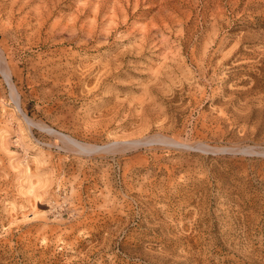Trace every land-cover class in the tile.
I'll use <instances>...</instances> for the list:
<instances>
[{"label": "rangeland", "instance_id": "obj_1", "mask_svg": "<svg viewBox=\"0 0 264 264\" xmlns=\"http://www.w3.org/2000/svg\"><path fill=\"white\" fill-rule=\"evenodd\" d=\"M0 54V264H264V0H0Z\"/></svg>", "mask_w": 264, "mask_h": 264}, {"label": "bare ground", "instance_id": "obj_2", "mask_svg": "<svg viewBox=\"0 0 264 264\" xmlns=\"http://www.w3.org/2000/svg\"><path fill=\"white\" fill-rule=\"evenodd\" d=\"M86 7V6H85ZM88 12V11H87ZM50 14V13H49ZM37 15H39V14H37ZM42 17V16H41ZM43 18V17H42ZM126 19V18H125ZM171 20V19H170ZM42 21V20H41ZM76 21V20H75ZM219 22V21H218ZM94 23H95V21H94ZM100 23V22H99ZM214 23V22H213ZM115 24V23H114ZM211 24V23H210ZM72 25V24H71ZM81 25V24H80ZM89 25V24H88ZM171 25V24H170ZM108 26H110L109 24H108ZM116 26V25H115ZM167 26V25H166ZM62 27V26H61ZM66 27V26H65ZM65 27H64V29H65ZM155 27V26H154ZM212 27V26H211ZM9 28V27H8ZM105 28V27H104ZM151 28V27H150ZM62 29V28H61ZM89 29V28H88ZM5 30V29H4ZM35 30V29H34ZM70 30V29H69ZM105 30V29H104ZM107 30V29H106ZM143 30H144V28H143ZM215 30V29H214ZM53 31V30H52ZM62 31V30H61ZM64 31V30H63ZM72 31H74V30H72ZM76 31V30H75ZM95 29H94V27H92V30L90 31L89 30V33L86 35V43H90L93 39V37L91 38V36L95 33ZM145 31V30H144ZM142 32V33H144L145 34V32ZM66 32V31H65ZM71 32V31H70ZM85 32H86V30H85ZM211 32H213V31H211ZM36 33V32H35ZM69 33V32H68ZM73 33V32H72ZM147 33V32H146ZM57 34V33H56ZM71 34V33H70ZM108 34V33H107ZM154 35V34H153ZM184 35V34H183ZM76 36H79L78 34H71V35H69V36H67V37H69V38H67L68 40H70V39H72L73 37L75 38ZM143 36V35H142ZM146 36V35H145ZM144 36V37H145ZM156 36V35H155ZM154 36V37H155ZM164 36V35H163ZM97 37H98V35H97ZM107 38V37H106ZM141 38V37H140ZM150 38V37H149ZM148 38V39H149ZM92 39V40H91ZM108 39V38H107ZM143 39V38H142ZM158 39V38H157ZM156 39V40H157ZM67 40V41H68ZM97 40V39H96ZM104 40V39H103ZM144 40V39H143ZM151 40V39H150ZM162 39H160V42H161V46H165L166 45V43L162 40ZM185 40V39H184ZM85 41V40H84ZM95 41V40H94ZM140 41H142L141 39H140ZM145 41V40H144ZM70 42V41H69ZM93 42V41H92ZM155 42V41H154ZM153 42V43H154ZM167 42V41H166ZM136 43V42H135ZM134 43V44H135ZM145 43V42H144ZM105 44V43H104ZM148 44V43H147ZM160 44V43H159ZM139 45H141V43L139 44ZM153 45V44H152ZM151 45V46H152ZM158 45V44H157ZM98 46H102V45H98ZM142 46H143V43H142ZM145 46V45H144ZM154 46V45H153ZM156 46V45H155ZM158 46H160V45H158ZM136 47H137V44H136ZM136 47H133L134 48V50H136ZM139 49H140V47H138ZM137 48V49H138ZM156 48V47H155ZM160 48V47H159ZM158 48V49H159ZM169 48V47H168ZM131 50V49H130ZM144 50V49H143ZM170 50V49H169ZM178 50V49H177ZM129 51V50H128ZM140 52L142 51V47H141V50H139ZM196 51V50H195ZM130 52V51H129ZM128 52V53H129ZM136 53H140V52H137V50L135 51ZM221 52V51H220ZM108 53V52H107ZM123 53H125V52H119V53H116V54H114V55H112L111 57H109V58H107V59H105L104 61H102V60H100V61H98L97 60V62H94V63H92L91 65H89L88 64V66L85 64L84 65V63L83 64H81L83 67H85L86 66V72H87V74L86 75H84V77L83 78H87V77H90V74H91V72H93L94 70L97 72V84H98V82L100 81V80H102L106 75L108 76V74H113L116 70L115 69H117L116 67H118L119 66V64H120V60L122 59V55H125V54H123ZM175 53V52H174ZM127 54V53H126ZM132 54V53H131ZM172 54V53H171ZM210 54V53H209ZM3 55V54H2ZM2 55L0 54V71H2V74L4 73V75L6 76V78L8 79V78H10L11 77V71H10V69H9V67L6 65V63H5V60L3 59V57H2ZM222 56V58H221V61L222 62H225L226 60H227V57H225V56H227L225 53H222L221 54ZM180 56V55H179ZM178 56V57H179ZM124 57V56H123ZM135 57H137V56H135ZM191 57L193 58V64H196V66L197 67H199L198 66V60H200V59H205V55H201V56H199V58L198 59H195V54H194V52L192 51V54H191ZM85 58V57H84ZM125 58V57H124ZM48 59V58H47ZM72 60H73V58H72ZM116 60H119L120 62H117ZM172 60V59H171ZM182 60V59H181ZM212 60V59H211ZM78 61V60H77ZM84 61V60H83ZM82 61V62H83ZM176 61H178V60H176ZM46 62V61H45ZM179 62V61H178ZM176 63V62H175ZM183 63V62H182ZM205 63V62H204ZM44 64V63H43ZM42 64V65H43ZM162 65V64H161ZM166 66H167V64H165ZM164 65V66H165ZM221 66V65H220ZM60 67H61V65H60ZM47 68V67H46ZM161 68V67H160ZM169 68V67H168ZM200 68V67H199ZM225 68V67H224ZM53 69V68H52ZM73 70H74V68H72ZM119 69V68H118ZM118 69H117V72H118ZM162 69V68H161ZM190 69V68H189ZM188 69V70H189ZM220 69V68H219ZM223 69V68H222ZM84 70V71H85ZM115 70V71H114ZM83 71V72H84ZM158 71V70H157ZM156 71V72H157ZM162 71V70H161ZM203 71V70H202ZM81 72V71H80ZM163 72V71H162ZM165 72V71H164ZM205 72V71H204ZM212 72V71H211ZM94 73V72H93ZM51 74V73H50ZM85 74V73H84ZM164 74H166V73H164ZM95 75V74H94ZM95 75V76H96ZM201 75V74H200ZM94 76V77H95ZM203 76V75H202ZM59 77V76H58ZM155 77V76H154ZM6 78H4L5 80H7ZM68 78V77H67ZM94 79V78H93ZM81 80V79H80ZM156 80V79H155ZM171 80V79H170ZM9 81V80H8ZM183 81V80H182ZM9 82H11V81H9ZM157 82V81H156ZM6 83H8V82H6ZM96 83V82H95ZM94 83V84H95ZM55 84V83H54ZM157 84V83H156ZM93 86H96V85H93ZM93 86H92V88H93ZM98 87V86H97ZM97 87L95 88V89H97ZM8 88H9V86H8ZM99 88V87H98ZM9 89H11V93L10 94H12L11 96H13V100L15 101V106H16V108L19 110V113L21 112V110H20V108H19V105H18V99H17V93H16V91H15V89L13 88V86L12 85H10V88ZM197 92V91H196ZM12 99V98H11ZM198 101V100H197ZM143 105V104H142ZM141 105V106H142ZM141 109V108H140ZM143 111V110H142ZM21 115H22V119H24V121L26 122V123H31L32 124V120L29 118V117H27L26 116V114H24V113H20ZM143 116V115H142ZM139 118H140V115H139ZM145 118V117H144ZM163 118H164V116H163ZM141 119V118H140ZM149 120V119H148ZM150 121V120H149ZM175 121V120H174ZM35 124H38V123H35ZM35 124H33V125H35ZM140 124V123H139ZM150 124V123H149ZM170 124V123H169ZM174 124V123H173ZM30 125V124H29ZM40 125V124H39ZM42 125H44V124H42ZM41 125V126H42ZM142 125V124H141ZM168 125V124H167ZM40 126V127H41ZM46 126V125H45ZM170 126V125H169ZM38 127V126H37ZM150 127V126H149ZM149 127H147V128H149ZM160 127V126H159ZM44 130V129H43ZM46 130H51V129H49V128H47ZM134 130V129H133ZM51 132H54V133H59V132H55V131H51ZM136 133V132H135ZM61 135V134H60ZM64 136V135H63ZM62 135H61V137H63ZM157 136H160V135H158L157 134ZM154 137V136H153ZM134 138V137H133ZM150 138V137H149ZM64 139H65V141H68V142H70L71 144H73L76 148L77 147H80V150H82L83 148H81L82 146H84V145H86V144H84V145H79L78 144V141H76V139L74 140V139H72L71 137L69 138V136H64ZM67 139V140H66ZM123 139V138H122ZM151 139V138H150ZM156 139V138H155ZM158 140H160L161 142H165V144L166 143H173V144H177V145H183V146H187V144H184V143H179V142H177V141H174V140H172V139H169V138H167V137H163V136H160V138H158ZM136 141H138V140H120V141H113L112 143H111V141L109 142L110 143V146L112 147V146H116V145H119V144H125V146L127 145V144H135V143H137ZM151 141V140H150ZM139 142V141H138ZM153 142V141H152ZM81 143H83V142H81ZM108 143V144H109ZM144 143V142H143ZM69 144V143H68ZM71 144H69V145H71ZM107 144V143H106ZM106 144H105V147H106ZM107 144V145H108ZM112 144V145H111ZM132 144V145H133ZM198 144V143H197ZM67 145V144H66ZM137 145V144H136ZM87 146V145H86ZM93 146H95V145H93ZM98 147H99V145H97ZM124 146V145H123ZM97 147V148H98ZM103 147V146H102ZM102 147H101V149H102ZM108 147H109V145H108ZM130 147V146H129ZM191 147H194V146H191ZM242 147V146H241ZM85 148H87V147H85ZM85 148H84V151L83 152H89L90 150V148L88 149L89 151H87V149L85 150ZM91 148H92V145H91ZM96 148V146H95V148L93 147V149H97ZM107 148V147H106ZM131 148V147H130ZM196 148H200V149H204V150H207V149H209V150H212V151H216V150H218L216 147H211V146H208V145H205V144H201V143H199L197 146H196ZM220 149H221V147H219ZM226 149H227V147H225ZM228 148H230V147H228ZM236 148V147H235ZM234 148V149H235ZM243 148V147H242ZM77 149H79V148H77ZM110 149V148H109ZM223 149V148H222ZM233 149V148H232ZM239 149V148H238ZM251 149V148H250ZM91 151H93V150H91ZM123 151V150H122ZM223 151V150H222ZM225 151V150H224ZM234 151V150H233ZM241 151H243V150H241ZM227 152V151H226ZM263 152V151H262ZM91 153H93V152H91ZM261 153V152H260ZM264 153V152H263Z\"/></svg>", "mask_w": 264, "mask_h": 264}]
</instances>
